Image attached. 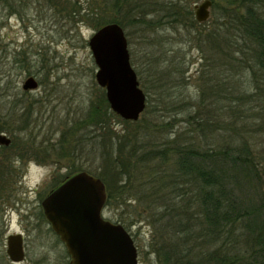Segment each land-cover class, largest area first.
I'll use <instances>...</instances> for the list:
<instances>
[{"label": "rangeland", "instance_id": "obj_1", "mask_svg": "<svg viewBox=\"0 0 264 264\" xmlns=\"http://www.w3.org/2000/svg\"><path fill=\"white\" fill-rule=\"evenodd\" d=\"M16 1L17 10L14 11H9L0 1V124L3 132L14 141L40 143L44 139L49 145L50 188L75 167L97 170L102 154L109 148L103 141L107 132L100 131L98 126H81L75 129L74 136L70 133L76 122L87 116L92 102L98 101L102 93L95 77L97 64L89 39L96 30L90 16L103 15V8L106 19L117 16L125 23L123 28L128 39L130 61L148 96L147 107L141 114L143 132L158 140L173 138L179 133L182 142L192 140L202 148L214 150L226 144L231 136H237L240 141L236 132H244L251 143H256L254 152L263 163L259 167L264 177L263 134L253 131L255 121L252 118L245 121L240 117L241 111L235 100L230 105L224 98V91L231 87L225 79L228 74L239 79L241 90H255L253 72L249 67L253 60L248 49L241 45L239 35L237 48L244 50L236 55L243 56L240 59L248 66L243 73L237 74L232 69L227 70L226 60L222 58L219 82L223 98L220 101L214 95L206 98L207 106L212 109L209 119L214 121L213 128L209 130L199 123L205 116L198 106L203 90V70L208 69L203 63L212 54L207 48L209 39L199 43L197 34L207 35L212 29L219 10L215 0H212L210 17L199 22L201 24L196 23L195 27L187 26L190 22L181 17L158 28L132 20L135 17L133 12L139 10L134 8L135 4L140 0L122 1V9L118 12L114 11V0H58L56 5L50 3L52 0ZM202 1L188 0V3L194 7ZM60 4H65L61 11ZM88 9L98 13L88 14ZM261 10L264 14V6ZM67 15H71L69 19ZM156 15L155 12L146 18ZM87 16L89 20H83ZM166 21L168 19L163 22ZM225 31L223 26L222 34ZM16 59L23 61L19 63ZM29 75L35 76L39 85L25 90L22 85ZM182 103H186V107H182ZM226 104L228 108L223 107ZM219 106L223 108L218 109ZM245 107L248 113L264 112V103L260 101H250ZM111 126L115 131L123 132L136 124H125L115 118ZM233 177L235 179L229 183L231 198L241 204L253 202L257 198L254 183L240 174ZM138 203L137 198H129L126 204H108L103 214L112 221L121 222L131 233L138 248L139 264H161L156 252L161 236L155 237L151 217L139 213L145 209ZM144 212L150 215V212ZM233 228L235 232H228L233 234L224 233L222 238L211 243L210 250L222 242L244 248L242 224L236 223ZM198 243L200 239L193 236L191 244ZM49 254V264H70L65 246L53 236L50 237Z\"/></svg>", "mask_w": 264, "mask_h": 264}, {"label": "trees", "instance_id": "obj_2", "mask_svg": "<svg viewBox=\"0 0 264 264\" xmlns=\"http://www.w3.org/2000/svg\"><path fill=\"white\" fill-rule=\"evenodd\" d=\"M0 1L7 5L9 11L17 10L16 0ZM57 1L50 3L56 5ZM122 1L127 0H114L115 12L122 9ZM214 3L219 10L212 29L207 35L197 34L199 43L209 39L207 48L212 54L203 63V67L208 69L203 70V90L198 106L205 116L199 123L209 130L213 128L214 121L209 119L212 109L207 106L206 98L209 95H214L217 101L223 98L219 82L222 58L226 60L227 70L232 69L237 74L243 73L248 66L240 59L243 56L236 55V52L244 50L237 48L240 36L241 45L248 49L247 53L253 60L249 62V67L253 72L255 90H241L239 79L228 74L225 79L231 87L224 91V98L229 104H233V100L237 102L240 117L245 121L252 118L255 121L253 131L262 133L264 140V112L248 113L245 107L250 101L264 103V14L261 10L264 0H215ZM135 5L134 8L139 10L133 12L135 17L132 20L146 23L149 27L158 28L181 17L188 19L189 27L199 23L188 0H140ZM59 6L60 11L65 8V4ZM92 12L98 13L91 9L87 13ZM155 12L158 14L156 17L146 18ZM105 13L103 8V15L90 16L96 29L110 21L124 26L122 18L114 16L106 19ZM87 18L83 20H89ZM164 19L168 21L163 22ZM223 26L226 29L224 34ZM15 61L21 63L23 59ZM101 90L98 101L92 102L87 116L77 121L70 133L74 136L75 129L88 125L98 126L100 131L104 129L107 132L103 141L109 148L102 154L98 169L88 171L105 182V205H122L129 198L138 199V205H143L145 209L139 213L146 218L151 217L155 237L158 239L161 236V242H157L156 247L161 264H264V177L259 167L263 163L254 152L256 143H251L244 132H236L240 141L237 136H231L226 144L215 150L202 148L192 140L182 142L179 133L173 138L158 140L143 132L144 118L131 121L117 115L110 108L105 89L102 87ZM186 105L181 104L182 107ZM226 106L228 108V104L223 107ZM115 118L136 126L117 132L111 126ZM3 130L0 124V131ZM79 170L83 169L75 167L58 184ZM235 174L254 183L257 198L250 204H241L231 198L229 183L235 179ZM144 211L150 212V215ZM236 223L242 224L244 248L222 242L210 250L211 243L222 238L224 233L231 235L233 233L228 232H235L233 226ZM193 236L196 240L200 239V243L191 244ZM195 248L198 251H194Z\"/></svg>", "mask_w": 264, "mask_h": 264}, {"label": "water", "instance_id": "obj_3", "mask_svg": "<svg viewBox=\"0 0 264 264\" xmlns=\"http://www.w3.org/2000/svg\"><path fill=\"white\" fill-rule=\"evenodd\" d=\"M212 0L194 4L198 22L210 17ZM97 64L96 81L106 91L110 108L125 120L141 117L147 94L130 61L128 39L123 26L110 21L97 28L89 39ZM39 85L33 75L23 82L25 90ZM11 138L0 132V144ZM107 200L101 177L79 170L51 190L46 207L53 229L60 234L70 255V264H139L133 236L121 222L103 214Z\"/></svg>", "mask_w": 264, "mask_h": 264}, {"label": "flooded vegetation", "instance_id": "obj_4", "mask_svg": "<svg viewBox=\"0 0 264 264\" xmlns=\"http://www.w3.org/2000/svg\"><path fill=\"white\" fill-rule=\"evenodd\" d=\"M49 157L44 139L0 144V264H49L51 236L65 246L46 207L59 185L50 188Z\"/></svg>", "mask_w": 264, "mask_h": 264}]
</instances>
